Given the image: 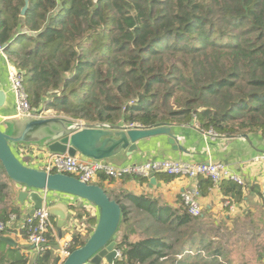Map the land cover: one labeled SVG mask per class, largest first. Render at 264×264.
Returning <instances> with one entry per match:
<instances>
[{"label": "trees", "instance_id": "1", "mask_svg": "<svg viewBox=\"0 0 264 264\" xmlns=\"http://www.w3.org/2000/svg\"><path fill=\"white\" fill-rule=\"evenodd\" d=\"M0 46H10L5 53L23 75L34 111L47 102V111L88 124L147 128L197 119L203 132L264 135V0H0ZM98 174L102 188L114 180ZM200 180L205 192L213 187ZM10 184L0 161L4 201ZM220 187L237 202L244 196L245 187L231 180ZM123 194L116 264H225L221 229L185 205ZM84 214L76 218H89ZM15 215L19 210L7 206L0 221ZM139 227L149 236L138 240ZM28 232L25 225L20 234L28 240ZM91 233L75 234L69 252ZM192 250L202 251L188 255ZM38 253L35 264L61 263L50 248ZM0 264L30 261L0 241Z\"/></svg>", "mask_w": 264, "mask_h": 264}, {"label": "crops", "instance_id": "2", "mask_svg": "<svg viewBox=\"0 0 264 264\" xmlns=\"http://www.w3.org/2000/svg\"><path fill=\"white\" fill-rule=\"evenodd\" d=\"M6 53H0V90H3L8 99V104L5 109L0 112V119L5 120L12 118L15 114L16 99L12 91V84L8 79L9 64ZM44 106L41 110H44ZM172 133L177 137L179 146L183 151L175 152L169 143L168 137H155L138 143L139 150L133 155L122 153L121 155L110 160L111 163L118 167H125L132 164H144L148 161L173 160L180 162H191L197 164L220 163L227 166L234 175H237L243 180L244 196L241 201L237 202L233 195L226 196L221 189L220 184L213 185L208 191L200 189V181L198 182L201 197L199 203L201 205L203 222L212 228L221 229V234L228 237L226 244L228 255L232 251L240 252V247L250 245L255 247L257 254L264 251V135L260 133L244 134V136L228 137L218 136L212 137L206 135L203 131L196 127V120L185 125H172ZM33 155H25V150L32 151ZM40 148V149H37ZM22 149V155L20 151ZM16 155L25 162V159L31 160L32 156L36 158L34 163L29 164L30 167L41 169L42 161L47 153L42 146L36 145L26 146L18 145L15 147ZM83 159L82 157H80ZM156 184L152 185L151 179L142 180L141 178L127 179L126 177L120 180L107 181L103 184V189L113 199H123V193H131L138 197L146 196L156 199L161 206L182 209L184 206L183 194L196 187V181L182 178H168L163 175L155 176ZM154 178V177H153ZM98 178L94 182L97 183ZM11 199L7 200L5 206L1 207L4 210L7 206L17 208L20 212L16 225L10 229L11 234H2L11 237L19 248L21 255L29 259L30 264H35L39 253L32 246H29L28 240L20 234L22 225L28 218L32 204L28 201L25 206L19 201V194L22 190L14 183L9 185ZM49 205L63 202L70 206V220L62 233L57 230V218H54L56 224V240L50 249L61 258L62 245L65 243L71 244L75 234H81L83 237L89 236L98 221V212L94 206H90L76 199H71L66 196L49 195ZM131 203L126 201V205ZM1 211V210H0ZM88 213L89 218L77 219L78 214ZM191 214V213H190ZM85 215V214H84ZM141 218V215H137ZM76 220V221H75ZM92 223L90 224V221ZM73 224V227L71 224ZM140 226V225H139ZM206 226V229H208ZM138 233H142L138 240L149 236L146 231L140 227ZM92 235V233H91ZM120 233L117 240L120 241ZM240 246V247H239ZM10 247V246H9ZM197 250V249H196ZM192 250L188 255L196 254L201 251ZM196 252V253H195ZM206 256V252H202ZM236 263H241L243 254ZM182 257H180L181 259ZM227 258H229L227 256ZM226 261V259H224ZM230 260V259H228ZM260 260L256 259V262Z\"/></svg>", "mask_w": 264, "mask_h": 264}, {"label": "water", "instance_id": "3", "mask_svg": "<svg viewBox=\"0 0 264 264\" xmlns=\"http://www.w3.org/2000/svg\"><path fill=\"white\" fill-rule=\"evenodd\" d=\"M26 2L22 16L29 8V2ZM7 104V95L0 90V112ZM155 137H168L175 152L183 151L170 124L147 128L88 124L52 115L42 118L38 113L30 118L0 119V161L12 183L22 190L19 194L21 205L25 206L28 201L32 204L28 218H33L36 211L47 205L48 214L57 218V230L62 233L70 220V206L63 202L49 205L48 196L53 194L79 200L94 206L98 212L97 224L85 245L74 250L61 264H114L119 255L117 238L124 217L121 204L97 184L28 166L16 155L15 147L37 145L44 147L50 155L109 162L122 153L133 155L139 150L138 143ZM151 183L156 184V177ZM0 241L17 247L11 237L0 235Z\"/></svg>", "mask_w": 264, "mask_h": 264}, {"label": "built area", "instance_id": "4", "mask_svg": "<svg viewBox=\"0 0 264 264\" xmlns=\"http://www.w3.org/2000/svg\"><path fill=\"white\" fill-rule=\"evenodd\" d=\"M0 53L3 55L5 53V49L2 46H0ZM8 79H10L12 91L16 99V108L13 117L30 118L31 116L36 115V113H38V117H49V113L45 111L46 109H40L37 111L32 109L30 98L25 87V79H23V75L12 63L9 64ZM196 127L200 129L197 119ZM204 133L212 137L219 136L212 130ZM26 150L28 151V149ZM26 154L29 157L28 153L25 151V155ZM41 170L51 174L60 173L69 176L72 175L88 184L96 181L99 175L98 173H105L115 180H120L125 177L149 179L157 175H169L182 179L189 178L196 181V187L185 192L182 199L184 205L194 217L202 216L201 205L199 203L201 190H199V187L197 186L201 178H209L213 182V185L217 186L224 180H231L238 185L244 184L240 177L234 175L227 166L220 163L197 164L173 160H153L144 164H132L125 167H118L108 162H96L91 159H81L80 157L74 158L46 153L45 158L42 161ZM35 214L36 215L33 218H27L22 227L25 225L29 226L28 244L38 252H41L44 249L50 248L51 237L57 235L56 224L54 219L48 214L47 205L41 210L36 211ZM17 219L18 217L15 215L8 223L0 221V233L12 229L16 225ZM75 221L71 224L72 227ZM69 248V243L63 245L61 251V263L70 256L71 252H69ZM119 260H122V254L120 251L116 261ZM116 261L114 264H116Z\"/></svg>", "mask_w": 264, "mask_h": 264}, {"label": "rangeland", "instance_id": "5", "mask_svg": "<svg viewBox=\"0 0 264 264\" xmlns=\"http://www.w3.org/2000/svg\"><path fill=\"white\" fill-rule=\"evenodd\" d=\"M46 104H47V102H45L44 105H43V106H45V107H43L44 109H46V107H47ZM45 111H47V110H45ZM47 113H49V116L52 115V116H56V117H63L61 115H58L57 112L55 110H52V109H50V111H47ZM63 118H66V117H63ZM67 119H69V118H67ZM77 121H82V120H77ZM83 122H85V121H83ZM36 147H39V146L36 145ZM37 149H40V148H37ZM35 150H36V148L33 149L31 152H29V150L28 151L25 150V151H26V153H28V155H33ZM19 153H20V155H22V149H21V151ZM31 158H32L31 160L25 159V158H23V159L25 160V162H27L29 164H32V163H34V160H36V158H34L33 156ZM83 159H85V158H83ZM5 203H6V200L4 201L3 198H1V196H0V210H2L1 207L5 206ZM239 250H240V252H237V251L233 250L232 254L228 255L229 258H226V261L224 260L225 261L224 263L225 264H264V258L261 259L259 257V254H257L256 251H255V247H252V246L247 244V246H243V247L241 246ZM241 252L244 253L243 254L244 255L243 259L244 260L241 263H236V259H238V261L240 259H242ZM257 257H258V259L260 260L261 263H259L258 261L256 262ZM228 259H230V260H228Z\"/></svg>", "mask_w": 264, "mask_h": 264}]
</instances>
